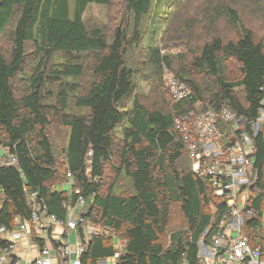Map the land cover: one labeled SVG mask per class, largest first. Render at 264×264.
<instances>
[{
	"label": "trees",
	"instance_id": "trees-1",
	"mask_svg": "<svg viewBox=\"0 0 264 264\" xmlns=\"http://www.w3.org/2000/svg\"><path fill=\"white\" fill-rule=\"evenodd\" d=\"M205 1L201 8L207 29L225 18L241 30L236 39L210 34L194 56L197 70L211 80L199 84L181 72L183 66L174 74L189 85L192 99L175 102L168 88L170 104L149 107L136 96L131 108L123 109L135 87L136 70L129 54L141 50L160 82L165 83V68L174 66L173 56L162 48L143 46V23L154 0H126L131 19L114 29L110 41L102 28H89L84 16L90 4L110 5L111 0H0V34L14 19L9 52L0 47V147L18 157L17 166H0L5 195L0 224L12 227L18 217L30 218L28 192L38 190L50 211L62 219L82 194L87 198L84 216L97 225L114 226L126 240L120 264H198V243L205 232L206 241L214 235L226 203L214 195L208 179L195 175L176 119L192 109L227 106L252 120L264 96V37L244 25L240 11L243 6L264 19V0ZM29 42L38 60L26 79L28 87L21 90L16 77L24 67ZM55 53L64 60L45 74ZM232 59L241 71L237 80H230L226 71ZM88 66L89 86L76 100L85 111L70 113V94L81 89L69 78H81ZM50 86L55 89L48 90ZM55 117L69 128L64 158L48 133ZM255 145L264 188L263 131ZM184 155L190 164L181 162ZM114 157L118 163L112 165ZM107 165L130 178L129 194L112 188L102 192ZM68 171L75 182L64 189ZM173 202L181 203L187 225L166 239ZM252 203L264 212V194L253 197ZM114 250L111 238L92 236L83 262L95 264Z\"/></svg>",
	"mask_w": 264,
	"mask_h": 264
},
{
	"label": "built area",
	"instance_id": "built-area-1",
	"mask_svg": "<svg viewBox=\"0 0 264 264\" xmlns=\"http://www.w3.org/2000/svg\"><path fill=\"white\" fill-rule=\"evenodd\" d=\"M164 81L175 102L192 99L189 85L169 68ZM264 91V85L262 87ZM176 130L192 160L195 175L208 179L214 195L226 203V210L209 241L201 237L198 264H264V212L252 203L264 194L256 167L255 137L264 132V96L258 115L249 120L231 108L192 109L176 119ZM18 165V157L8 147H0V166ZM87 172L91 164L87 163ZM67 183L75 182L67 172ZM78 191V190H77ZM31 209L29 219L17 218L9 227L0 224V264H84L92 236L113 240L112 255L95 264H120L126 248L117 229L109 224L97 225L84 216L87 198L80 194L66 219L49 209L38 190L27 193ZM5 201L0 185V210ZM75 231L72 242L71 232ZM37 238L44 242L34 257L21 255V245Z\"/></svg>",
	"mask_w": 264,
	"mask_h": 264
},
{
	"label": "rangeland",
	"instance_id": "rangeland-1",
	"mask_svg": "<svg viewBox=\"0 0 264 264\" xmlns=\"http://www.w3.org/2000/svg\"><path fill=\"white\" fill-rule=\"evenodd\" d=\"M204 3H206L205 0H154L153 6L143 23V46L148 47L152 45L162 48L163 53L170 54L174 58V66L171 71L177 72L180 67L185 66L184 71L181 70V72L186 76H190L199 84L210 81L211 77L206 72L197 70L194 64V56L199 54L200 47L210 37V34L219 33L228 40L236 39L238 32L241 31L225 18L219 19L214 29H207V19L203 18L201 8ZM242 7H240V11L244 25L247 27L252 26L258 37H264V19L254 16L251 11ZM84 19L89 28H102L110 41L114 29L126 24L131 19V15L127 11L126 0H111L110 5L90 4ZM13 27L14 19L11 21L6 32L0 34V47L3 52H9L11 48L10 32ZM37 58L34 47L29 42L28 55L24 67L22 72L16 77V85L19 89L24 90L28 87L26 79H29L30 75L35 71ZM127 59L136 70L134 77L135 87L132 93L123 101V109H130L136 96H139L141 101L149 107L170 104L171 99L168 87L164 82H160L154 72V67L148 58L144 56V53L141 50H137L129 54ZM63 60L64 58L61 53H55L45 74L50 73L51 67ZM226 71L230 80L240 78V67L235 60H229L226 65ZM90 79L91 72L89 66L81 78H69L72 83L78 84L81 90L70 94L68 112L78 113L85 111V109L77 106L76 100L79 95L84 94V91L89 86ZM53 88L55 89L54 86H50L47 89L52 90ZM238 89L240 90V88ZM122 126L123 124L116 131L118 140L122 136ZM48 133L57 154L64 158L63 148L69 136V128L55 117L48 127ZM181 162L186 165L190 164L186 155L181 159ZM117 163L118 160L114 157L112 165ZM191 166L193 169L192 164ZM110 188L118 193L129 194L132 190V183L127 175L123 173L117 174L115 168L107 165L105 185L102 192L105 193ZM186 225V218L182 212L181 203L173 202L165 238L168 239L170 232L185 228ZM70 236L72 242H74V231L71 232Z\"/></svg>",
	"mask_w": 264,
	"mask_h": 264
},
{
	"label": "crops",
	"instance_id": "crops-1",
	"mask_svg": "<svg viewBox=\"0 0 264 264\" xmlns=\"http://www.w3.org/2000/svg\"><path fill=\"white\" fill-rule=\"evenodd\" d=\"M70 187L71 186L68 183H65L64 189H70ZM43 244L44 242L40 239L37 240V238H34V240L33 239L26 240L24 244L21 245L19 252L21 253V255H24L27 257H34V255L38 253L40 246H43Z\"/></svg>",
	"mask_w": 264,
	"mask_h": 264
}]
</instances>
